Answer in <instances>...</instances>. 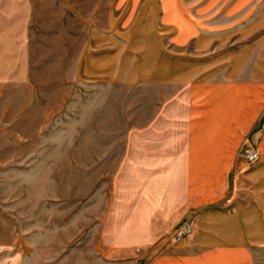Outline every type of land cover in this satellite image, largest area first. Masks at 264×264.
Masks as SVG:
<instances>
[{
    "label": "rangeland",
    "instance_id": "374dc122",
    "mask_svg": "<svg viewBox=\"0 0 264 264\" xmlns=\"http://www.w3.org/2000/svg\"><path fill=\"white\" fill-rule=\"evenodd\" d=\"M114 3L30 0L22 17L0 8V264H146L174 243L179 227L150 249L116 246L145 238L129 145L174 144L178 161L182 139L159 115L175 88L140 78L149 31L131 39ZM115 55L121 72L87 74L86 58Z\"/></svg>",
    "mask_w": 264,
    "mask_h": 264
},
{
    "label": "crops",
    "instance_id": "0c3cea01",
    "mask_svg": "<svg viewBox=\"0 0 264 264\" xmlns=\"http://www.w3.org/2000/svg\"><path fill=\"white\" fill-rule=\"evenodd\" d=\"M29 1L0 0V8L22 17ZM114 11V23L132 25L131 39L141 27L149 31L140 78L175 88L161 95L159 115L179 123L182 139L178 161L174 144L129 145L123 162L133 192L143 188L135 230L145 238L116 246L150 249L190 222L186 239L163 245L146 264H257L264 254V0H115ZM116 59L86 58L87 74L121 72Z\"/></svg>",
    "mask_w": 264,
    "mask_h": 264
},
{
    "label": "built area",
    "instance_id": "2783aa9c",
    "mask_svg": "<svg viewBox=\"0 0 264 264\" xmlns=\"http://www.w3.org/2000/svg\"><path fill=\"white\" fill-rule=\"evenodd\" d=\"M247 158L251 161H254L258 158V155L255 151L249 150L247 153ZM192 232V226L190 222H186L183 225H181L178 230L172 235V241L178 242L183 239H186Z\"/></svg>",
    "mask_w": 264,
    "mask_h": 264
}]
</instances>
